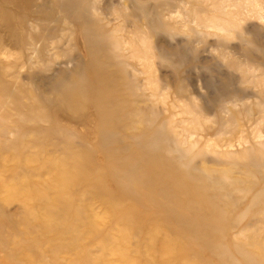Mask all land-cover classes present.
<instances>
[{"label":"rangeland","instance_id":"1","mask_svg":"<svg viewBox=\"0 0 264 264\" xmlns=\"http://www.w3.org/2000/svg\"><path fill=\"white\" fill-rule=\"evenodd\" d=\"M0 14V264H264V0ZM94 50L115 123L62 92Z\"/></svg>","mask_w":264,"mask_h":264},{"label":"bare ground","instance_id":"2","mask_svg":"<svg viewBox=\"0 0 264 264\" xmlns=\"http://www.w3.org/2000/svg\"><path fill=\"white\" fill-rule=\"evenodd\" d=\"M1 16L5 18L3 15ZM92 55L89 63L90 70L77 72L72 79L63 83L61 88L67 99L65 102L73 108L78 106L81 98L94 97V102L103 121H113L121 112L120 104L114 98L113 84L106 75L105 60L97 50H94ZM91 77L93 78L91 79Z\"/></svg>","mask_w":264,"mask_h":264}]
</instances>
